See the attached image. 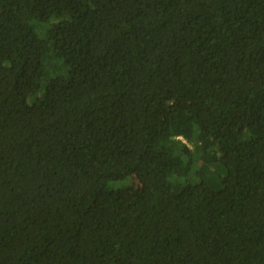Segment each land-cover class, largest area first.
I'll list each match as a JSON object with an SVG mask.
<instances>
[{"label": "trees", "instance_id": "1", "mask_svg": "<svg viewBox=\"0 0 264 264\" xmlns=\"http://www.w3.org/2000/svg\"><path fill=\"white\" fill-rule=\"evenodd\" d=\"M0 264H264V0H0Z\"/></svg>", "mask_w": 264, "mask_h": 264}, {"label": "rangeland", "instance_id": "2", "mask_svg": "<svg viewBox=\"0 0 264 264\" xmlns=\"http://www.w3.org/2000/svg\"><path fill=\"white\" fill-rule=\"evenodd\" d=\"M37 32L39 33V31L37 30ZM40 34V33H39ZM134 179V178H133ZM130 180H132V179H130ZM129 180V181H130ZM129 181H126V182H118V183H114V184H112L111 186L113 187V188H121V187H126L127 185H128V182Z\"/></svg>", "mask_w": 264, "mask_h": 264}]
</instances>
